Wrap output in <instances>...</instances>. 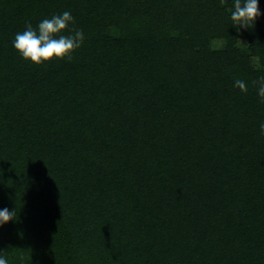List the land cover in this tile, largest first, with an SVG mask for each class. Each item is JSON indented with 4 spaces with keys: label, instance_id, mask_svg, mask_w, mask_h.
<instances>
[{
    "label": "trees",
    "instance_id": "1",
    "mask_svg": "<svg viewBox=\"0 0 264 264\" xmlns=\"http://www.w3.org/2000/svg\"><path fill=\"white\" fill-rule=\"evenodd\" d=\"M232 9L0 0L9 264H264V15L237 31ZM64 11L85 35L71 61L23 59L14 35Z\"/></svg>",
    "mask_w": 264,
    "mask_h": 264
},
{
    "label": "clouds",
    "instance_id": "2",
    "mask_svg": "<svg viewBox=\"0 0 264 264\" xmlns=\"http://www.w3.org/2000/svg\"><path fill=\"white\" fill-rule=\"evenodd\" d=\"M225 2L226 0H220L221 5ZM261 15L264 13L260 11L259 0H233L230 18L232 24L237 26V31L241 27L251 28ZM74 24L75 19L70 11L44 18L36 27L27 21L24 30L14 35L13 47L23 59L37 65L53 59L71 61L73 52L82 46L85 39L82 29L69 27ZM253 84L257 87L261 103H264V76L254 80ZM234 87L243 92L248 91L247 83L240 79L234 81ZM259 130L264 135V122L260 123ZM15 215L16 212L8 208L0 210V226L13 220ZM0 264H9L4 253H0Z\"/></svg>",
    "mask_w": 264,
    "mask_h": 264
}]
</instances>
